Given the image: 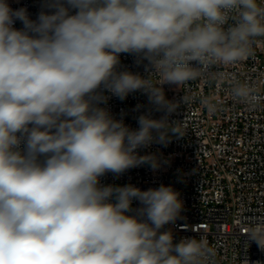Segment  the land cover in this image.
Listing matches in <instances>:
<instances>
[{
	"label": "clouds",
	"instance_id": "clouds-1",
	"mask_svg": "<svg viewBox=\"0 0 264 264\" xmlns=\"http://www.w3.org/2000/svg\"><path fill=\"white\" fill-rule=\"evenodd\" d=\"M258 40V0H44L35 20L0 0V264H216L203 236L175 242L161 231L183 210L173 187L100 180L159 170L157 155L137 150L184 136L169 128L179 104L165 84L227 80L232 99L255 111L258 89L214 69L252 57ZM120 54L147 61V75L120 70ZM137 91L164 115H140L132 129L101 106ZM201 103L219 107L212 96ZM243 235L264 252V219Z\"/></svg>",
	"mask_w": 264,
	"mask_h": 264
},
{
	"label": "built area",
	"instance_id": "built-area-1",
	"mask_svg": "<svg viewBox=\"0 0 264 264\" xmlns=\"http://www.w3.org/2000/svg\"><path fill=\"white\" fill-rule=\"evenodd\" d=\"M264 3V0H258ZM11 8L25 7L35 20L44 0H8ZM74 14V11L73 13ZM14 27H23L20 21ZM255 54L235 66H218L217 72L234 76L248 83L264 96V40L254 46ZM194 63V62H193ZM147 61L137 64L131 54H120V70L146 76ZM155 83L157 77H152ZM207 77L187 84L163 86L166 99L179 104L169 116V123L179 122L183 137H172L165 147L152 143L138 149L139 155L155 154L161 161L153 172L148 165L132 168L120 177L109 173L102 185L132 184L139 189L171 186L180 194L183 210L175 222L161 231L171 230L175 242L182 238L203 236L216 252V264H243L261 261L264 252L255 243L247 244L243 229L250 221L264 219V102L255 111L235 102L231 85ZM109 95V93H105ZM212 96L219 102L217 111L210 112L201 98ZM187 97L184 103L182 98ZM116 119L123 118L132 129L138 128L137 118L151 114L153 119L164 113L155 111L147 95L141 91L129 94L123 101L110 96L106 105ZM139 106V107H137ZM133 209L141 207L133 200ZM133 214V213H130Z\"/></svg>",
	"mask_w": 264,
	"mask_h": 264
},
{
	"label": "rangeland",
	"instance_id": "rangeland-1",
	"mask_svg": "<svg viewBox=\"0 0 264 264\" xmlns=\"http://www.w3.org/2000/svg\"><path fill=\"white\" fill-rule=\"evenodd\" d=\"M172 127H170V129H171ZM174 137V136H173ZM114 186H124L123 184H121V183H116V184H114ZM132 207H133V205H132Z\"/></svg>",
	"mask_w": 264,
	"mask_h": 264
}]
</instances>
